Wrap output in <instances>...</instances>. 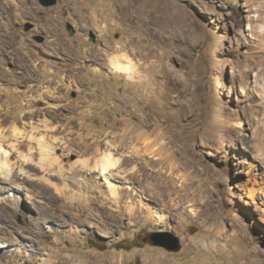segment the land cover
I'll use <instances>...</instances> for the list:
<instances>
[{"label": "rangeland", "instance_id": "obj_1", "mask_svg": "<svg viewBox=\"0 0 264 264\" xmlns=\"http://www.w3.org/2000/svg\"><path fill=\"white\" fill-rule=\"evenodd\" d=\"M25 5L9 26L25 40L30 67L21 68L16 43L0 56V120L6 134L12 122L28 131L43 129V114L55 120L43 132L60 140L52 150L59 159L55 176L43 171L27 136L17 148L31 145L35 155L20 173L10 149L15 177L0 181V264H264V0ZM47 11L57 16L52 31ZM119 53L136 64L135 79L111 68ZM45 66L59 76L42 77ZM107 141L127 170L117 183L127 199L139 196L163 215L157 223L144 206L130 213L116 205L98 173L73 174L81 151ZM133 145L153 147L158 162L130 156ZM158 231L177 236L179 248L155 245Z\"/></svg>", "mask_w": 264, "mask_h": 264}, {"label": "bare ground", "instance_id": "obj_2", "mask_svg": "<svg viewBox=\"0 0 264 264\" xmlns=\"http://www.w3.org/2000/svg\"><path fill=\"white\" fill-rule=\"evenodd\" d=\"M27 2H29V0H5L2 2V4H3L2 7L0 5V14H2V13L4 14V10L6 11V16L4 17L5 21H1L3 23V26H6V28L4 29V34L2 37L8 39L6 41L7 44H4V42L0 43V56L3 54H6V53L12 54L13 53V50H12L13 47L12 46L16 43L18 45V47H15V48L19 51L18 61L21 65V68H27L28 69L30 67V64L27 63L24 58L27 59L30 53H29V50L25 49V47H22L25 40L23 38H20V36L14 30H12V28L9 26V22H10L12 17H18L19 15L23 14L21 9L25 8V6H26L25 4H27ZM35 9L36 8H34V10ZM56 17L57 16H54V15L52 16V14L49 11L45 12L44 21L46 22L45 24H49L51 31L53 30V27L56 26V24H55ZM55 31H56V29H55ZM2 41H4V40H2ZM52 41H54L55 44H59L58 39H56V40L52 39ZM80 51H81V49H80ZM109 63H110L111 68L113 69V71H116V72L120 73L121 75L125 74L130 79L136 78V74H137L136 64H134V62L129 57H127L124 53L123 54L119 53V54H115L114 56H111ZM44 68L46 69L47 74L42 75V77L52 76L53 78H55L54 76H59V74H60L59 71H57V70L51 71L47 66H45ZM16 78H19V76L12 79V81H16L15 80ZM39 79L41 81L43 80L42 78H39ZM48 83H49V85H51L53 90H47V92H49L50 96L52 97V96H54L53 93H55L54 90H56L57 87H56V85L52 86L54 83L53 79L48 80ZM14 84L16 85V83H14ZM14 84H12V87ZM63 85H64V83H63ZM16 88H18V87L16 86ZM15 92H17V90ZM4 93H5V95L9 96L11 94V90L10 89L4 90ZM56 97H59V96H56ZM39 98L44 99L45 97H43V94H39ZM52 98H54V97H52ZM43 115H44V117L46 116V118H47V115H45V114H43ZM46 118H44L42 120V123H41L43 129H38V128H36L35 125L32 126L30 124L29 125L30 130H28V131L26 130L27 128L25 129V126H23V125L19 126L16 122H12V124H10V126H9L8 134H6V131H4V127L2 126V123L0 120V174H2V175H0V181H1V179L12 180V178L15 177V173H13V171H14L13 167H14L15 163L11 162V160L9 159L10 149L18 150L17 145H19L22 141H24V138L27 136H29L28 138L30 141H32V142L34 141L35 144H37V146H38L40 156H39V160L36 163L39 165V167L41 169H43V171L48 172L49 175L55 176V174L50 173L52 170V169H50V167L54 164H58L59 158H58V156L53 154L52 150L55 147H57V145H59L58 143L60 140L58 141V139L55 136H53V135L51 136V135H48L47 132H43V131H48V130L54 129V126L52 124L55 120L53 121L51 119L52 121H50ZM50 122H52V123L50 124ZM234 124L236 126L240 125V123L238 121H236ZM36 129H38V130H36ZM35 132H37V133L35 134ZM142 134L143 133H141V135ZM145 142H147V141L145 140ZM5 143H6V145H5ZM62 144H65V141ZM90 145L91 144H89L88 146L90 147ZM65 146H66L65 147L66 151L71 150L68 145H65ZM6 147H8V148H6ZM113 147L116 148V145L114 144V146H113L112 144H110L109 141H107L105 146L95 147L93 149V151L90 153V155H88V156H87L88 151L85 148L83 151H81V153H82L81 155H83L84 157L81 156L75 162V168H74L73 174L83 175L86 172V170L89 172L98 173L104 179V183H105L104 192L107 194V197L110 198L118 206H120L121 204L124 203L125 204L124 206L126 208H128V211H130V213L131 212L133 213V212H135V205H137L138 209L140 207L142 208L144 206L143 203L141 204L142 198H139V196H138L139 200L136 201L138 203H133L131 200L127 199L131 196V194L127 192L128 190L125 189L126 192L122 191L123 187H120V184L117 183V181H118L117 178H122L121 180L125 182V180H124L125 176L123 175V172H127V170H125L124 169L125 167H123V162H121V159H120L121 157H118L116 155V153L114 151H112ZM32 149H33V146L30 145L26 152L19 151V150L17 151L18 152L17 153L18 159L23 162L20 165L17 164V170L20 171V173L25 172L24 166H22V164L28 163V162L34 160L33 156L35 155V153H33ZM155 154H157V152H155V149L153 147L147 148V146L145 147V149L144 148L140 149L137 146L133 145L131 147V150L129 151L130 156H134L137 158H143V156H145V155H146V157L149 156V160L146 161L148 163H151L152 161L158 162L159 158L155 157ZM131 163H132V161H129V164H131ZM131 166H132L131 169H133L135 167V165H131ZM55 170L57 171V173L59 175H62L63 171H62L61 166H59ZM82 171H85V172L82 173ZM179 177H181V175H179ZM43 179L47 182H50V178L48 176L44 177ZM79 182L80 181H78L77 183L79 184ZM85 183H87V185L89 187H93V183L92 182L90 183L89 179ZM80 185H82V184H80ZM54 187L57 191L62 192V188L60 186L58 187L57 185L54 184ZM98 192L100 194H103V190L98 191ZM81 195L82 194L79 193L78 197ZM82 196H84V195H82ZM123 198H125V199H123ZM14 200H15V198H14ZM79 200H80V198H79ZM145 209H146V211H145L146 218L152 220V222L157 223L158 221L163 219V215H161V214L157 215L156 214L157 212L154 213V211H152L153 210L152 207L146 206ZM191 210H193V209H191Z\"/></svg>", "mask_w": 264, "mask_h": 264}, {"label": "water", "instance_id": "obj_3", "mask_svg": "<svg viewBox=\"0 0 264 264\" xmlns=\"http://www.w3.org/2000/svg\"><path fill=\"white\" fill-rule=\"evenodd\" d=\"M39 2L43 5H51L55 3V0H39ZM30 24L26 23L25 29L29 28ZM66 29L70 35L74 33V29L70 22H66ZM91 39H93V35L90 34ZM151 239L153 240L155 245H160L169 250H176L179 248V239L177 236L173 235L171 232H154L151 235Z\"/></svg>", "mask_w": 264, "mask_h": 264}]
</instances>
